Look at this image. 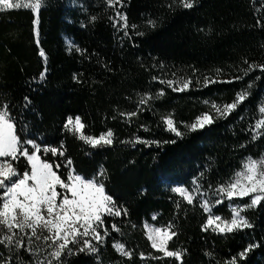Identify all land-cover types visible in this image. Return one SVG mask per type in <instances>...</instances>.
Returning <instances> with one entry per match:
<instances>
[{
    "label": "trees",
    "instance_id": "trees-1",
    "mask_svg": "<svg viewBox=\"0 0 264 264\" xmlns=\"http://www.w3.org/2000/svg\"><path fill=\"white\" fill-rule=\"evenodd\" d=\"M117 10L127 16L128 35L114 27ZM35 18L24 7L0 10V98L23 125V139L64 151L45 157L62 165L64 178L65 157L85 178L103 170L107 193L127 209V215L106 218L109 236L98 254L66 256L64 264H181L153 258L163 254L151 247L147 224L173 226L177 236L168 247L186 250L183 264H229L233 257L237 264H264V202L243 212L252 228L232 233L205 231L209 213L201 207L207 200L212 214L228 217L232 206L248 204V197L229 201L216 189L247 159L264 155V136L252 139L264 106V71L234 79L249 64L264 65V0H196L191 9L179 0H123L116 8L106 0H45L38 26ZM206 77L217 82L205 85ZM186 79L192 84L184 91L161 83ZM242 90L248 98L227 117L213 114L215 122L195 132L184 126L211 113L213 103L234 102ZM145 94L152 99L142 105ZM132 112L137 115L130 119L120 115ZM168 115L183 137L167 130ZM70 116L81 118L88 135L111 129L113 144L92 148L64 127ZM137 138L159 143H132ZM14 166L27 170L23 159ZM180 186L191 192L192 204L172 191ZM114 243L124 244L131 258ZM248 245L256 247L241 258ZM18 251L21 259L14 264H33L30 253ZM0 254L11 255L3 246Z\"/></svg>",
    "mask_w": 264,
    "mask_h": 264
},
{
    "label": "snow or ice",
    "instance_id": "snow-or-ice-1",
    "mask_svg": "<svg viewBox=\"0 0 264 264\" xmlns=\"http://www.w3.org/2000/svg\"><path fill=\"white\" fill-rule=\"evenodd\" d=\"M106 3L112 8H116L117 5L123 7V0H106ZM195 3L196 0H179L180 6L185 9L193 8ZM44 6L45 0H27L23 4L20 0H16V2L0 0V10L24 7L36 13L34 24L37 26L39 12ZM95 19L96 17H92L93 21ZM112 19L114 27L119 26L125 29L124 34L128 35L129 25L126 14L117 10L115 18ZM148 24L152 27L156 26L153 20H149ZM131 27L135 28L136 26L132 25ZM137 34L143 35V33ZM36 35L37 43H39L38 28ZM77 50L79 51V49ZM39 55L46 59L43 49L40 50ZM256 68L264 71V65L249 64L246 69L241 70L243 75L236 76L234 79H243V76L248 75ZM217 71L219 72V70ZM44 75L45 73L42 72L41 77ZM154 79L156 78L154 77ZM216 82V80L205 78V85ZM161 83H167L174 91H184L190 87L192 81L191 79L182 82L162 80ZM177 84H179L178 87ZM163 94V91L159 93V95ZM248 96L249 92L242 90L237 93L234 102L223 107L213 103L211 108L215 112L216 118H225ZM151 99V95L145 94L139 103L148 104ZM25 102L28 103L27 97H25ZM258 111L261 113V117L252 126L253 140L264 136V106L259 107ZM120 115L130 119L137 113H121ZM163 122L166 124L167 130L175 133L177 137L185 135L177 127V123L171 115L164 117ZM214 122V116L206 112L196 117L191 124L184 126L189 132H195ZM64 127L68 131L78 134V138L92 148H101L112 145L114 142V133L111 129L101 133L98 137L86 135L84 132L86 126L79 116L68 117ZM22 131L23 125L18 124L12 115L11 104L4 103L0 98V246L11 253L9 256L0 254V264H14V258L16 261H20L18 250L21 249L33 256V264H64L66 256L79 253L98 254L100 245H103L109 236V229L105 226L106 218L127 215V209L117 206L113 197L107 193L103 182L106 173L101 170L96 176L85 178L75 171L72 160L65 157L67 163L65 166L66 178H64V173L60 172L62 165L50 162L45 158L48 154L53 157L65 156L64 151L55 147L42 146L33 139L25 140L22 138ZM132 143L159 142H148L137 138ZM21 159L25 160L27 164V170L23 173H20L14 166L15 162ZM193 183L199 189L200 185L197 181L194 180ZM172 191L178 193L189 204L194 202L195 198L187 188L180 186L173 188ZM216 191L229 201L249 197L250 203L243 207H234L231 219L225 220L212 214L209 201L204 200L201 207L209 215L203 229L205 231L212 229L219 233H232L252 228L253 225L242 213L246 209L258 207L264 202V157L247 159L243 162L241 170L236 172L228 182L219 185ZM222 202V200H216V204ZM172 227L171 224L164 229L145 225L151 247L163 254L162 257L153 258L172 257L183 264V255L186 250H169L168 247L169 242L177 236ZM112 229L120 231L116 224H112ZM113 247L124 257L131 258L133 255L122 243H114ZM253 247L256 245H248L239 256L245 257ZM46 249L50 251L44 255ZM140 255L144 256L143 253ZM229 264H237V259L233 257Z\"/></svg>",
    "mask_w": 264,
    "mask_h": 264
},
{
    "label": "rangeland",
    "instance_id": "rangeland-1",
    "mask_svg": "<svg viewBox=\"0 0 264 264\" xmlns=\"http://www.w3.org/2000/svg\"><path fill=\"white\" fill-rule=\"evenodd\" d=\"M182 82V81H181ZM179 85V84H178ZM232 103V102H231ZM226 104H229V103H226ZM225 104V105H226ZM218 106H221V107H223L224 105H218ZM203 114V113H202ZM211 114L213 115V114H215V112L214 111H211ZM201 115V114H200ZM200 115H198V116H200ZM216 115V114H215ZM197 116V117H198ZM71 117H73V118H75L76 116H71ZM196 119V118H195ZM195 119L193 120V121H191V122H189V123H186V125L187 124H191L192 122H194L195 121ZM86 134V133H85ZM86 135H88V134H86ZM92 136V135H91ZM99 136V135H98ZM97 136V137H98ZM262 157H264V155L262 156ZM261 157V158H262ZM260 159V158H259ZM248 203H250V198L248 197ZM234 207H237V206H232V209L234 208ZM231 215H232V212H231V214L228 216V217H225V216H221V215H216V216H220L222 219H225V220H230L231 219ZM242 215H243V213H242ZM207 220V219H206ZM206 222V221H205ZM148 225V224H147ZM148 226H150V227H154V226H152V225H148ZM155 228H161V229H164V228H167L166 226H158V227H155ZM145 230H146V233H147V229L145 228ZM47 251H50V250H45V252H44V255H47ZM41 258H43V257H41Z\"/></svg>",
    "mask_w": 264,
    "mask_h": 264
}]
</instances>
